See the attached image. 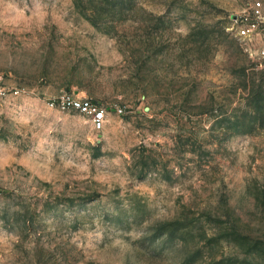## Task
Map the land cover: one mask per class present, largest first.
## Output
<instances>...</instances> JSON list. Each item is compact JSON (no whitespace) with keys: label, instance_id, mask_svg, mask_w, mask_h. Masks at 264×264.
I'll return each instance as SVG.
<instances>
[{"label":"rangeland","instance_id":"1","mask_svg":"<svg viewBox=\"0 0 264 264\" xmlns=\"http://www.w3.org/2000/svg\"><path fill=\"white\" fill-rule=\"evenodd\" d=\"M252 1L0 0V264H264Z\"/></svg>","mask_w":264,"mask_h":264},{"label":"built area","instance_id":"2","mask_svg":"<svg viewBox=\"0 0 264 264\" xmlns=\"http://www.w3.org/2000/svg\"><path fill=\"white\" fill-rule=\"evenodd\" d=\"M231 29L241 40L245 51L259 67H264V2L254 0L231 15ZM0 94L4 91L0 88ZM75 107L93 115L97 128L105 123L106 112L88 100L64 99L62 108Z\"/></svg>","mask_w":264,"mask_h":264}]
</instances>
